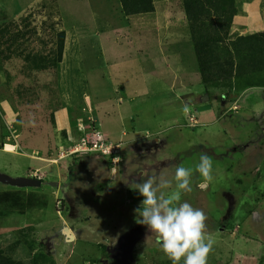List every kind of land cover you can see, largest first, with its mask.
<instances>
[{
    "label": "rangeland",
    "instance_id": "374dc122",
    "mask_svg": "<svg viewBox=\"0 0 264 264\" xmlns=\"http://www.w3.org/2000/svg\"><path fill=\"white\" fill-rule=\"evenodd\" d=\"M153 2V13L126 16L121 0H0V30L21 37L0 46V150L15 148L0 151V192L48 198L46 209L0 221V252L12 263L172 264L135 222L143 198L131 184L171 178L206 152L212 180L194 174L182 202L207 217L214 240L207 264H264V92L256 90L263 87L229 100L227 88L209 94L183 0ZM236 5L243 16L229 31L234 39L260 21L255 6ZM30 55L49 63L37 69ZM79 126L123 141L115 173L97 154L48 161L69 134L80 136Z\"/></svg>",
    "mask_w": 264,
    "mask_h": 264
},
{
    "label": "trees",
    "instance_id": "16d2710c",
    "mask_svg": "<svg viewBox=\"0 0 264 264\" xmlns=\"http://www.w3.org/2000/svg\"><path fill=\"white\" fill-rule=\"evenodd\" d=\"M126 16L150 14L155 11L153 0H121ZM186 20L194 43L201 73L202 85L211 89H224L223 99L242 94L252 87L264 88V32L249 36L230 37V29L238 14L236 0H183ZM0 46L11 45L21 38L0 30ZM8 35H5V34ZM58 58L64 49L65 33L58 35ZM13 48V47H12ZM19 50V48H17ZM34 57V56H33ZM37 69L48 65V59L27 57ZM48 208V198L26 191L0 192V221L17 213ZM0 264H15L0 252Z\"/></svg>",
    "mask_w": 264,
    "mask_h": 264
},
{
    "label": "clouds",
    "instance_id": "9594fccd",
    "mask_svg": "<svg viewBox=\"0 0 264 264\" xmlns=\"http://www.w3.org/2000/svg\"><path fill=\"white\" fill-rule=\"evenodd\" d=\"M256 90L264 92V88ZM182 110L187 113L190 109L185 104ZM212 171V157L201 152L195 165L176 166L171 178L158 174L146 179L141 177V182L131 184L143 198L134 210L135 222L145 226L150 236H155L156 244L172 264H181V261L183 264H207L214 245V240L206 233L207 217L201 209L182 202V194L193 190L194 174L202 177L206 184L212 180Z\"/></svg>",
    "mask_w": 264,
    "mask_h": 264
},
{
    "label": "built area",
    "instance_id": "2783aa9c",
    "mask_svg": "<svg viewBox=\"0 0 264 264\" xmlns=\"http://www.w3.org/2000/svg\"><path fill=\"white\" fill-rule=\"evenodd\" d=\"M79 127H81L79 129L80 136L76 138L73 134H69L65 143L59 146L57 158L48 161L59 162L62 159L64 160L78 154H97L109 161L111 170L115 173L123 161L121 152L123 141L113 142L108 140L100 131L93 127Z\"/></svg>",
    "mask_w": 264,
    "mask_h": 264
},
{
    "label": "crops",
    "instance_id": "0c3cea01",
    "mask_svg": "<svg viewBox=\"0 0 264 264\" xmlns=\"http://www.w3.org/2000/svg\"><path fill=\"white\" fill-rule=\"evenodd\" d=\"M239 1V0H238ZM242 1V3L243 2H248L249 3V5L251 6V5H253V6H255L256 7V12H253L254 13V15H255V17H260V21L258 22V25H259V28H258V30L257 31H254V32H252V33H257V32H264V0H241ZM239 6V5H238ZM251 9V8H250ZM243 16V12H241V9L240 8H238V14H237V16L235 17V21H234V26H237L236 28H238V25L237 24H235L236 23V19H237V17H242ZM245 16V15H244ZM249 16H250V14H249ZM246 29H240V31L241 32H243V33H241V35L240 36H248V35H250V34H252V33H247L246 31H245ZM62 113V112H61ZM61 117H63V114L61 115ZM61 124L63 125L64 124V122L63 121H61ZM0 151H2V150H0ZM2 152H4V153H6V154H13V153H8V152H6V151H2ZM32 159H34V158H32ZM37 161V160H36ZM39 162V161H38ZM10 165V164H9ZM44 167H48V166H44ZM39 169L40 168H37L36 169V171L35 170H31L30 169V171H32L31 173H34V171L36 172L35 174H40V176H41V178H42V180H49L50 181V176H49V173H47V172H42V171H39ZM38 172H42V173H38ZM23 177H24V175H23ZM22 177V178H23ZM112 178V180H114L115 179V175H112L111 176ZM12 184H13V182L14 181H10ZM8 191H14V190H8ZM3 192V191H2Z\"/></svg>",
    "mask_w": 264,
    "mask_h": 264
},
{
    "label": "water",
    "instance_id": "95a60500",
    "mask_svg": "<svg viewBox=\"0 0 264 264\" xmlns=\"http://www.w3.org/2000/svg\"><path fill=\"white\" fill-rule=\"evenodd\" d=\"M207 100H208V99L206 98L205 101H207ZM21 182H22V185H26V186H27V184H30V185H32V186H41V185H42V182H41L40 180H36V179H34V180H29V181H27V179H26V180H25V179H24V180L22 179ZM56 185H57V184H56ZM120 255H122V254L119 253V254L117 255V257H116V258H117V261L119 260V256H120Z\"/></svg>",
    "mask_w": 264,
    "mask_h": 264
},
{
    "label": "bare ground",
    "instance_id": "6f19581e",
    "mask_svg": "<svg viewBox=\"0 0 264 264\" xmlns=\"http://www.w3.org/2000/svg\"><path fill=\"white\" fill-rule=\"evenodd\" d=\"M6 150H7L8 152H13V151L15 150V148H14V146L7 145V146H6Z\"/></svg>",
    "mask_w": 264,
    "mask_h": 264
},
{
    "label": "flooded vegetation",
    "instance_id": "af4514ba",
    "mask_svg": "<svg viewBox=\"0 0 264 264\" xmlns=\"http://www.w3.org/2000/svg\"><path fill=\"white\" fill-rule=\"evenodd\" d=\"M119 264H123L122 262H120Z\"/></svg>",
    "mask_w": 264,
    "mask_h": 264
}]
</instances>
